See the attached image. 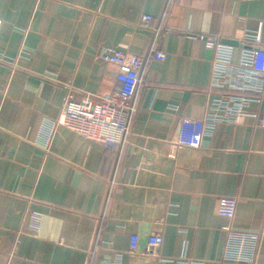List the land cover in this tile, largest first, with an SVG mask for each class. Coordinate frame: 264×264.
<instances>
[{
    "label": "crops",
    "instance_id": "1",
    "mask_svg": "<svg viewBox=\"0 0 264 264\" xmlns=\"http://www.w3.org/2000/svg\"><path fill=\"white\" fill-rule=\"evenodd\" d=\"M0 21V264H231L225 225L258 233L264 264V83L235 121L198 133L212 71L237 62L245 31L264 67V0H0ZM153 38L165 57H148L122 143L65 125L45 137L67 99L117 89L103 50L145 55ZM222 196L237 200L230 220Z\"/></svg>",
    "mask_w": 264,
    "mask_h": 264
},
{
    "label": "built area",
    "instance_id": "2",
    "mask_svg": "<svg viewBox=\"0 0 264 264\" xmlns=\"http://www.w3.org/2000/svg\"><path fill=\"white\" fill-rule=\"evenodd\" d=\"M151 21L152 16L146 14L142 17L140 26L150 28ZM200 38L205 39L208 47H215L216 37L200 35ZM240 42L241 51L237 62L227 65L223 71H212L209 87L216 94L210 98L205 117L199 121L200 135L211 133L219 123L235 121L244 107L252 100H258V95L263 92L264 67L258 65L255 59L256 49L262 44L260 35L256 31H245ZM154 43L153 38L145 55L116 48L103 50L101 59L116 64L119 68L116 76L117 89L104 100L96 101L87 95L80 101L67 99L59 119L44 122L45 137H49L57 125H65L105 147L122 143L129 132L136 109L135 94L147 59L149 56L161 60L165 57L164 53L156 51ZM259 125L264 127V112L259 117ZM236 205L237 200L233 196L219 197L216 212L230 220L235 214ZM223 229L226 231L223 260L231 264H255L260 235L235 230L229 225H225ZM161 243L160 234H151L144 251L153 252ZM138 246V236L131 234L129 252L136 253Z\"/></svg>",
    "mask_w": 264,
    "mask_h": 264
}]
</instances>
